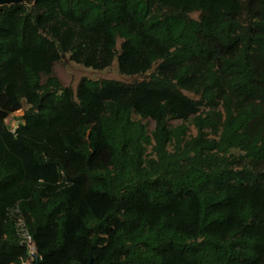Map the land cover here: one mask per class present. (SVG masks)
<instances>
[{"label": "trees", "instance_id": "16d2710c", "mask_svg": "<svg viewBox=\"0 0 264 264\" xmlns=\"http://www.w3.org/2000/svg\"><path fill=\"white\" fill-rule=\"evenodd\" d=\"M263 160L264 0L0 6V264H264Z\"/></svg>", "mask_w": 264, "mask_h": 264}, {"label": "rangeland", "instance_id": "374dc122", "mask_svg": "<svg viewBox=\"0 0 264 264\" xmlns=\"http://www.w3.org/2000/svg\"><path fill=\"white\" fill-rule=\"evenodd\" d=\"M192 18H198V13H193L190 15ZM121 42V39H118V46ZM53 75L58 78L60 83L65 87H70L74 92H76L77 87L80 81L83 78L93 79V80H102V79H112L125 84H131L143 79H146L149 75V72L144 75H134L128 76L123 75L119 72L117 62L114 61L109 67L102 70H95L92 68L84 67L81 64L73 62L69 59V55H63V57L58 60L53 66ZM29 106L24 102L22 104V109L11 113L6 119L5 124L10 131H15V129L23 124V112ZM142 122L146 125L148 132L150 133L154 128V122L151 119H143ZM171 127H175L181 124L179 120H171ZM187 125L189 127V131L187 135H194L196 133V129L194 126L188 121ZM150 152V148H148V153ZM237 153V152H236ZM239 153V152H238ZM257 169H264V160L258 162L256 164ZM33 264V263H32Z\"/></svg>", "mask_w": 264, "mask_h": 264}, {"label": "built area", "instance_id": "2783aa9c", "mask_svg": "<svg viewBox=\"0 0 264 264\" xmlns=\"http://www.w3.org/2000/svg\"><path fill=\"white\" fill-rule=\"evenodd\" d=\"M10 215L14 220V225L16 229L17 236L19 238V242L21 245H24L27 249L28 257L20 264H31L34 261V257L36 255V249L34 242L31 238V235L28 232V229L26 227L25 221L23 217L21 216L19 210L17 208H14L10 211Z\"/></svg>", "mask_w": 264, "mask_h": 264}, {"label": "water", "instance_id": "95a60500", "mask_svg": "<svg viewBox=\"0 0 264 264\" xmlns=\"http://www.w3.org/2000/svg\"><path fill=\"white\" fill-rule=\"evenodd\" d=\"M29 1H34V0H0V6H9V5L28 3ZM33 264H40V260L37 255H35L34 257ZM87 264H92V260L90 259Z\"/></svg>", "mask_w": 264, "mask_h": 264}, {"label": "bare ground", "instance_id": "6f19581e", "mask_svg": "<svg viewBox=\"0 0 264 264\" xmlns=\"http://www.w3.org/2000/svg\"><path fill=\"white\" fill-rule=\"evenodd\" d=\"M32 264V263H31Z\"/></svg>", "mask_w": 264, "mask_h": 264}]
</instances>
